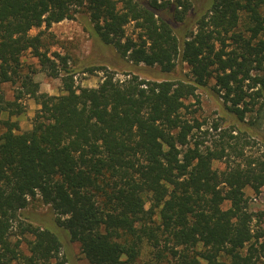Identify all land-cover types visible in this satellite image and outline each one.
<instances>
[{
  "label": "trees",
  "instance_id": "16d2710c",
  "mask_svg": "<svg viewBox=\"0 0 264 264\" xmlns=\"http://www.w3.org/2000/svg\"><path fill=\"white\" fill-rule=\"evenodd\" d=\"M194 1L0 0V264H52L60 253L55 232L21 219L32 200L49 207L87 264H136L145 246L156 263L264 259V230L252 232L244 194L264 186V154L230 163V152L242 154L226 131L213 148L190 146L195 126L181 115L184 99L210 79L239 121L251 97L244 87L264 99V0H209L198 15ZM81 12L93 38L124 62L169 74L179 60L191 80H119L103 69L97 89L75 87L66 60L49 53L48 30ZM27 51L50 77L62 73L61 95L40 92L22 73ZM4 84L16 87L13 100ZM23 96L39 107L25 132L12 119ZM15 228L32 238L27 255L11 241Z\"/></svg>",
  "mask_w": 264,
  "mask_h": 264
},
{
  "label": "rangeland",
  "instance_id": "374dc122",
  "mask_svg": "<svg viewBox=\"0 0 264 264\" xmlns=\"http://www.w3.org/2000/svg\"><path fill=\"white\" fill-rule=\"evenodd\" d=\"M208 2L209 0H195L193 13L202 14ZM192 25L190 22L187 26L191 28ZM177 27L181 29L185 25L177 24ZM90 29L87 17L81 12L77 13L73 20H64L53 24L48 30L54 37L53 45L49 47V53H56L66 60L67 68L72 71L71 75L75 87L97 89L102 82L103 69L113 73L115 79L119 80L125 79L127 75H136L141 80L157 82L164 80L186 82L191 80L189 67L179 60H176L174 70L169 74L160 72L157 67L134 66L124 62L113 47L104 46L96 41L91 35ZM192 29L195 30V27L193 26ZM38 31L31 30L30 35L34 36ZM125 33L127 36H135L133 24L126 26ZM20 60L22 73L29 74L33 81L38 83L40 92L51 96L62 94V73L58 78L50 77L47 72L41 69L37 59L29 51L25 52ZM56 63L61 65L59 61ZM89 69L92 70L91 73ZM1 88L5 98L13 100L16 87L4 84ZM243 89L252 98L246 97L247 105L240 107L245 112L240 121L235 112L229 108L230 104L225 103L221 94L217 92L214 79H210L204 87L197 88L194 92L195 96L184 99V106L181 110L182 118L195 126L192 135L188 138L190 146L198 141V143L203 144V147L213 148V142L219 139V133L226 131L236 136L235 147L241 150L240 153L242 154V156H234L230 152V163L244 164L248 160L264 154V99L255 98L254 92L258 88L249 90L244 87ZM19 103L23 113L12 119L18 122L20 131L25 132L31 129L32 119L39 107L28 96H23ZM230 141L233 142V140ZM213 146L215 147V145ZM224 167V161L213 163V168L217 170H223ZM244 194L248 209L253 215L252 232L264 230V186L260 189L259 194H254L249 188L244 190ZM227 206L228 204L224 208ZM22 214L23 218H26V220L21 218L24 223L29 222L39 228H50L59 236L62 248L58 256L51 261L52 264H87L78 246L69 240L66 232L54 226L53 215L48 206L42 205L38 200H32ZM30 240H32L30 236L20 238L18 229H14L11 241H19L20 249L24 255L28 253L26 241ZM149 251L150 249L145 246L136 264H175L170 258H168L170 259L169 262L164 260L162 263H156ZM230 263L229 259L226 260V264ZM256 264H264V259L259 260Z\"/></svg>",
  "mask_w": 264,
  "mask_h": 264
}]
</instances>
